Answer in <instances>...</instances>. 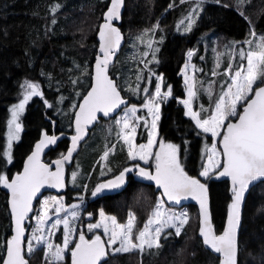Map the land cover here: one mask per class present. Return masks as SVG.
<instances>
[{
  "label": "trees",
  "instance_id": "16d2710c",
  "mask_svg": "<svg viewBox=\"0 0 264 264\" xmlns=\"http://www.w3.org/2000/svg\"><path fill=\"white\" fill-rule=\"evenodd\" d=\"M109 4L110 0H0V175L13 179L17 172H21L26 156L39 138L45 133L51 134L54 129L57 134L64 133L65 136L58 140L48 157L56 159L68 149L69 136L74 134V113L78 111L77 108L68 111V108L75 100L77 105L80 104L90 91L92 80L80 77L76 83H71L73 74L67 75L66 72L71 71L72 62L82 68L91 67L90 72L93 71L100 46L99 29L104 23ZM195 6L196 0H184L183 3L181 0H124V11L117 29L123 34L124 43L130 50L127 67L137 70H131V88L139 84L141 89L148 87L152 92L157 76H162L164 88L171 86L172 97L161 106L159 142L176 145L185 172L201 181L200 172L205 167L208 149L214 141L211 135L198 130L193 120L185 117L181 103L186 97L182 67L186 63L188 51L195 49L198 52L193 59L197 95L193 108L200 112L201 117H206L208 112L201 110V105L205 109L211 108L212 102L221 92V86L228 81L225 73L229 65L234 71L240 63H244L238 51L248 48L245 41L249 40L250 28L264 36V0H244L243 3L238 0H220L219 3L205 0L191 30L184 31L181 27L178 30L179 21L183 17L186 19ZM144 32L154 33L152 50L159 49L155 52V61L152 60V50L149 52L147 46L138 51L139 44H142L138 39ZM202 36L204 38L198 42ZM224 41L236 47L233 59L227 60L219 69L210 67V64L215 63L209 60L210 48L214 45V56L215 52H220ZM135 43L139 44L133 47ZM203 47L206 50L204 58H201ZM145 52L149 53L147 57L143 55ZM69 59L74 60L68 62ZM119 60L120 57L115 65ZM144 60L151 62L142 69ZM216 63H219L218 60ZM137 75L146 79L137 81ZM147 78H150V84ZM25 81L39 85L42 95L35 96L29 104L24 117L27 129L24 139L16 145L13 165L8 166L2 153L6 145L9 108L23 99ZM209 87L212 90L211 100ZM130 92V95L121 92L127 104L142 106L145 95L142 92ZM139 116L145 117L146 114L140 111ZM104 120L100 119L97 123ZM147 121V125L141 121L136 139L138 145L148 140L150 124L149 119ZM118 138L113 136L111 140L117 141ZM100 156L96 157L92 166ZM120 161L123 167L115 175L138 164L129 159L124 144ZM149 170L155 171L154 167ZM133 174L117 195L92 196V187L96 183H92V177L89 182L83 183L87 184L85 193L81 184V189L66 188L60 194L66 195V204L84 200L83 217L89 215L92 220H96L99 212L104 211L125 224L128 213L133 212L136 216V232L143 228L151 216L159 193L154 185ZM204 184L207 187L212 224L220 234L225 226L233 192L228 181L217 180L215 176L209 177ZM189 211L190 219L180 236L171 233L165 238L163 235L160 241L162 247L158 249L145 248L143 252L136 249L111 254L107 264H219V257L205 248L200 237L197 207L189 206ZM10 236L8 192L0 185V257L4 256L2 250ZM60 237L61 233L57 237L58 242L61 241ZM239 243V264H264V182L255 186L247 197ZM44 254L43 250L35 251L27 258L29 264H46ZM71 260L70 253L59 264H71Z\"/></svg>",
  "mask_w": 264,
  "mask_h": 264
},
{
  "label": "snow or ice",
  "instance_id": "6c2138e0",
  "mask_svg": "<svg viewBox=\"0 0 264 264\" xmlns=\"http://www.w3.org/2000/svg\"><path fill=\"white\" fill-rule=\"evenodd\" d=\"M184 0H181L183 3ZM219 3L220 0H215ZM243 3L244 0H238ZM204 0H196L195 8L191 9L186 17L188 23L184 26V31H190L195 23L199 11H202ZM123 0H111V6L104 15V23L99 29L100 46L99 51L102 57L96 58L95 76L90 91L83 97V102L74 105L78 111L74 113V123L76 135L72 136V147L66 155L54 161L56 170L52 171L50 166L40 160V154L43 148L48 144H54L57 140L55 135L49 136L45 133L44 138L36 144L35 151L28 157L24 166L23 173L9 179L7 175H0V185L9 189L11 192V214L15 222V234L7 240L4 245L5 255L0 257V264H29L25 258L24 252V228L23 222L28 214L33 211L32 201L39 190L47 185L60 189L64 186L63 164L69 161L73 151L77 147V142L85 134V127L96 122L98 114L103 117L111 116L121 105L127 104V101L121 96L119 85L108 74V65L111 62L115 52L119 49L121 42L120 31L113 26L112 21L120 18V9ZM55 23V21H53ZM184 24V21H181ZM158 27V25H157ZM179 30V26H178ZM250 36L255 37L256 33L250 30ZM247 49L240 48L238 55L241 61L238 67L233 71L231 65L226 70L228 81L221 86V92L212 102L210 109H205L201 105V110L207 111L206 117H201L199 111L193 110V99L197 93L194 91V77L187 75L189 65L185 64L184 83L187 87V99L181 100V103L187 109L186 114L195 122L197 128L204 133H209L213 137L210 155L208 156V165L203 168L200 175L207 178L210 172L221 169L217 175L230 177L232 182V203L229 205L227 227L223 233L216 235L212 229L209 214L207 211V187L198 179L189 176L180 163L178 157V148L171 143L155 140L157 135V121L160 119V104L172 95L171 86L162 91L163 78L157 76L154 93L149 91L148 87L141 89L139 84L135 88H130L134 94L143 93L145 100L142 107L147 109L148 115L152 117L151 131L148 133V142L146 144L136 145L134 143L135 134L140 121L147 125L145 117L139 116L138 106L132 105L123 110V114L116 119L115 124L119 126L117 135L124 140L128 146L129 159L141 160L145 164L150 159L155 160V171H149L139 165L134 167L138 169L136 173L139 177L154 181L157 188L161 189V197L156 201L151 216L148 218L142 229L134 232V221L136 216L133 212L128 213L126 224L118 223L115 217H108L103 211L100 212V222L88 224L89 231L103 229V239L101 235L95 234L92 238H86L83 232L79 233L78 242L69 249L71 237L75 229L71 227L67 216L60 217L59 213L64 208L62 198H52L51 203L55 205L57 218L51 224V229L57 228L63 224V244L53 245L51 242L43 241L36 232L44 230L52 217L49 215V200L43 202L42 210L36 215L38 227L33 232V239L38 243L46 244L44 259L46 264H59L64 259L66 251L71 252V264H107L109 253L129 252L139 249L141 252L152 248H161L160 238L164 235L167 238L171 233L166 229H174L175 235L179 236L181 230L188 223V214L186 212H174L165 207L166 203L179 204L182 199L192 197L198 200L201 209V227L200 236L203 238L205 246L214 253L219 254V264H237L239 250V227L241 219V203L245 192L256 182H264V36H260L257 41L249 39L245 41ZM147 47L152 50V41H149ZM158 48L152 50V60L155 61V52ZM148 52L143 55L148 56ZM193 53L189 51L188 57L191 59ZM151 61L144 60L147 64ZM158 62V61H157ZM194 67V66H193ZM151 71V70H149ZM155 75V73H153ZM213 75H216L213 72ZM137 81H144L146 78L137 75ZM76 83V81H73ZM147 83H151L147 78ZM23 87L25 92L23 99L12 108V120L10 126L15 124V131L10 127L8 150L2 153L8 163L11 162V141L13 136L21 129L17 122L19 114L24 111L25 105L33 96L42 95L39 85L25 81ZM210 100L212 99L211 87L208 89ZM159 98V101H157ZM242 102H244L242 104ZM47 103V101H45ZM238 105H242L243 111L238 112ZM51 107V105H48ZM235 117V121L230 120ZM18 138V137H17ZM216 138H219L220 148H217ZM154 146L158 147L157 152H153ZM138 149V150H137ZM108 155L107 151L104 156ZM222 158V159H221ZM133 167L123 169L114 179L101 183L96 186L91 195L96 196L104 189L119 188L125 182V174L133 172ZM76 173H73V181ZM167 198L166 201L164 198ZM81 199H83L81 197ZM79 205H72L70 212L71 218H78ZM110 221L111 223H107ZM118 247H113L114 245ZM28 254L34 252L31 242L27 244Z\"/></svg>",
  "mask_w": 264,
  "mask_h": 264
},
{
  "label": "rangeland",
  "instance_id": "374dc122",
  "mask_svg": "<svg viewBox=\"0 0 264 264\" xmlns=\"http://www.w3.org/2000/svg\"><path fill=\"white\" fill-rule=\"evenodd\" d=\"M204 2H205V0H204ZM193 8H195V7H193ZM193 8H191V9H193ZM198 17H196V20L198 19ZM182 20L184 21V24H181V21ZM187 23H188V21L183 17L179 21V25L178 26L181 27V28H184V26ZM250 29L252 31H254L253 28H250ZM204 36H202L198 40V42H200L204 38ZM216 36H218V35H216ZM260 36L261 35H259V34L256 33V36L255 37H252V36L249 35V38L250 39L253 38V41L255 42V41L258 40V38ZM121 37H122V39H121V42H120L119 49L115 53V61H114V63L110 67V75H111V78L112 79L115 77L114 80L119 85L121 92L124 95H130L131 92H130L129 89L132 87V84H133L131 70H132V68H133V72H137V70L134 67H127V60H128V55H129L130 50L127 49V45H126V43H124L125 40H124L123 34H121ZM227 39L228 40H232V38H227ZM153 40H154V33H152V32H144V35L138 39L139 43L141 42L143 45L142 44H139V43H135L132 46L134 47L136 44H139L138 51H140V50H142L143 48H145L147 46L148 41H152L153 42ZM214 43H216V42H214ZM198 44H201V43H198ZM122 45H123V47H122V50H121V46ZM201 45H203V44H201ZM213 46L210 48L209 60L211 62L214 61L215 63L210 64V67H217L219 69V68L222 67V65L227 60L233 59V56H234V54L236 52V47L234 45L231 46V42L228 43V44H225V41H224V44L221 45L222 47L220 49V52H215L214 53V56H212ZM194 50L195 49H193V51H191L193 53L191 59L193 58V56L195 54V51ZM205 50H206L205 47H203L202 52H201V55H202L201 58H204V54L203 53H204ZM150 51L151 50L149 49V52ZM196 54H198V52ZM119 57H120V60L115 65V62H116L117 59H119ZM188 59H189V57H188ZM191 59L187 62V64L189 65V67L187 69V75L189 77H194V67H193L194 65H193V62L191 61ZM72 60H74V59H69L68 62H70ZM204 60L206 61V59H204ZM217 60H218L219 63H216ZM244 63H246V61H244ZM70 66H72L71 67V71L70 72H66V74L67 75L73 74L71 83L73 81H76L77 78H80V77L81 78L82 77H85V78H88L89 77V80L92 79V73H93V71L90 72L91 67H83L82 68V67H80L79 64H77L75 62H72ZM75 67H77V69ZM144 67H145V64L142 63V67L141 68L144 69ZM147 67H148V64H147ZM184 72H185V66L182 67L181 75ZM182 77H183V80H184V75H182ZM184 87H185V90H186V98L185 99H187L188 98L187 97V87H186L185 83H184ZM165 89L166 88H164V86L162 84V91H164ZM154 91H155V88L152 90V93H154ZM37 96L41 97V95H37ZM34 97L35 96H33V97H31L29 99L28 103L25 105L24 111L19 114V117H18L17 122L20 124L21 129L12 138V141H11V149H10V154H11V158L12 159H11V162L10 163L7 162V165L8 166H12L13 165V161H14V150H15L16 145L19 144L24 139L23 138L24 137L23 136L24 135L23 133L26 132L27 129H26L25 123L22 122V118H23V116L26 115V112H27V109L29 107V104H30V102L32 101V99ZM170 98H171V96L167 97L164 100V102L160 104L159 116H160V112H161V106L164 103H167L170 100ZM194 100H195V97L193 99V105H194ZM126 101H127V99H126ZM157 101H159V98H157ZM82 102H83V98L81 99L80 104ZM18 103H15V104L11 105L10 108H9V116H8V124H7V134H6L5 151L8 150L10 127H11V130L13 132L15 131V124H12L10 126V121L12 120V108H13L14 105H16ZM243 103L244 102H242V104ZM74 105H77V101L76 100L74 101V103L72 104V106H70L68 108V111H72L73 109H75L73 107ZM132 105L133 104H126V106L124 107V109L126 107H130ZM138 108H139V111H138L137 114L139 115V112L141 110H143V112L146 114V116H145L146 119H149V124H150V128L148 130V133H149V131H151V121H152V117L150 115H148L147 109H144L142 106L141 107L138 106ZM183 108L185 110V117L191 119L190 116L186 114L187 109H185L184 105H183ZM242 109H243L242 108V105H238V108H237L238 112H241ZM61 110H63L62 107H61ZM77 110H78V108H77ZM123 110L121 111V113L117 117H115L116 119H119V117L123 114ZM229 119L230 120H235L236 118L235 117H230ZM159 121H160V119L156 122L157 123V135L155 137V140H156L157 144L159 143V136H158L159 135V133H158ZM93 126L88 131V133L86 134V137H85L84 142L82 143L80 149L78 150L75 158L70 163V165L72 167H69L68 165H66V170H67V184H66V188H77V189H81V184H82V186H84L83 189H82V190H84L83 193L86 192V185H83V183L85 181L89 182L90 179H91V177H92V183L96 182L93 185V187L91 186L92 187V191H93L94 188H95V186L98 185L101 181H103L104 179H109L111 177H114V175L121 170V168L123 167V164L121 163L120 159H121V155H122V152H123V144H124L125 150L127 151V154H128V146L124 143V140L117 135V132L119 131V126L115 124L114 119L100 121L94 127ZM138 127H137V130H138ZM197 129L200 130L199 128H197ZM73 131H74V134H71L69 136L70 140H71L72 136H74L76 134V131H75V123L74 122H73ZM207 134H209V133H207ZM64 136H65L64 133H59L58 134V140H61ZM113 136H118L119 137L118 139H121L120 141H122L123 144L120 143L118 140L117 141L116 140H111ZM136 137H137V131H136V134H135L134 143L136 145H138L136 143ZM147 142H148V140H147ZM147 142H145L143 144H146ZM216 143H217V148L219 149V147H218L219 138H216ZM158 150L159 149H158L157 146H154L153 149H152V151L154 153L157 152ZM106 151H107L108 155L105 157L104 154H105ZM99 155H101V156L99 157V159L97 160V162L95 163V165L92 166V164L95 161L96 157L99 156ZM209 155H210V152H209ZM45 161L48 162V163H50L52 161V159L49 158V157H46L45 158ZM135 161L138 163L137 165H139L140 167H143L145 169H148V170L150 169V167H154V165H155V160L154 159H150L148 164H145L141 160H135ZM207 165H208V159L206 160L205 166H207ZM134 169H135V172H134L133 175L136 176V177H139L136 174L138 172V169H136L135 167H134ZM154 170H155V168H154ZM220 170L221 169H216L215 171L210 172L209 177L216 176L217 173ZM73 173H76V178H75L74 181L72 179ZM18 174H20V171L17 172L13 176V179ZM200 177H201V181L200 182L203 183V184L209 178V177L205 178V177H203L201 175H200ZM5 189L7 190V188H5ZM160 197H161V195L159 196V198ZM52 198H62V203L64 205V208L59 213V216L60 217L67 216L69 218V220H70L71 227H73L75 229V232H74L73 236L71 237V243L69 244V249H71L74 246V244L76 242H78V236H79V233L81 231H83L88 238H92L93 235L99 234V235L103 236L105 238V240H107V237L104 236V233H103V229L102 228L95 229L94 231H89V229L87 227L88 224H90V223L95 224V223H99L100 222V219H101L100 212L101 211L99 212L98 217H97L96 220H92V217L89 216V215H86V216L83 217V215H84V207H85L84 206V200L72 202L70 204H66V195H64V194H51L50 193V194H46L36 204V206L34 208V214H33V216L27 222L28 235H27V239H26V248H25V258L26 259L28 257L32 256L33 253L35 251H37V250H43L44 252L46 251V244L38 243L37 240L33 239V232L38 227V221L36 220V215L42 210L43 202L45 200H49L50 201V203L48 205V208L50 209L49 215L52 217V219H49L47 221V224L44 225V230L41 231V232H36V235L39 236V237H41L43 241L51 242L53 245H62L63 244V230H64L63 224L58 225L57 228H55V229H51V227H50L51 224L54 222V220L57 218V215L55 213V205H53L51 203ZM72 205H79V208L77 209V211L79 212V216H78V218H76L74 220L70 216V212L72 210ZM165 207L170 208L174 212H186L188 214V221H189V219H190L189 207L175 208V207H172L171 205H169L168 203H166ZM105 215L108 216V217H114L113 215H110V214H107V213H105ZM127 219H128V217H127ZM116 220H117V218H116ZM117 222H118V220H117ZM107 223L110 224L111 222L110 221H107ZM126 223H127V221H126ZM187 224L184 225V227L182 228L181 234L185 231V228H186ZM135 228H136V219L134 221V231H135ZM165 231L168 232V233L170 232L173 235H175L174 229H170L169 228V229H166ZM60 233H61V237H60L61 238V241L58 242L57 241V237H58V235ZM162 237H163V235L161 236V238ZM176 237H178V236H176ZM161 238H160V241H161ZM9 239H11V236H10ZM29 242H31V244L33 245V248H34V252L32 254H28V252H27V244ZM118 246L119 245L117 244V245H114L113 247H118ZM145 248H147V247H145ZM134 250H136V249H134ZM2 251L4 253V247H3V250ZM70 253H71L70 251H66L63 254L64 255V259L63 260H65L66 256L68 254H70ZM123 253H125V252H123Z\"/></svg>",
  "mask_w": 264,
  "mask_h": 264
},
{
  "label": "water",
  "instance_id": "95a60500",
  "mask_svg": "<svg viewBox=\"0 0 264 264\" xmlns=\"http://www.w3.org/2000/svg\"><path fill=\"white\" fill-rule=\"evenodd\" d=\"M111 6V0H110V4H109V7ZM123 11H124V0H123V4H122V6H121V9H120V18L119 19H114L113 21H112V24H113V26L114 27H116L117 28V25L120 23V21H121V17H122V14H123ZM105 22V21H104ZM117 52V51H116ZM115 52V53H116ZM98 56H100V57H102L103 56V54L102 53H100V51H99V49H98V54H97V57ZM114 60H115V55L112 57V59H111V62L109 63V65H108V74L110 75V67H111V65L114 63ZM95 65H96V62H95ZM95 65H94V68H93V73H92V83H91V85L93 84V77L95 76V71H96V69H95ZM111 77V76H110ZM121 96L125 99V97H124V95L121 93ZM126 100V99H125ZM126 105V104H125ZM125 105H121L118 109H116V111L111 115V116H109V117H103L101 114H98V119L97 120H99V119H106V120H109V119H112L113 117H116L117 115H119L120 114V112L122 111V109H123V107L125 106ZM95 123V122H94ZM94 123H92L91 125H88V126H86L85 127V134L83 135V137L77 142V147H76V149L73 151V153H72V157H71V159L69 160V161H64V164H63V175H64V186L62 187V188H60V189H57V188H54V187H49V186H47V185H45V186H43L40 190H39V192L36 194V196L33 198V201H32V208H33V211L32 212H30L29 214H28V217L24 220V222H23V228H24V236H23V240H24V247L26 248V239H27V235H28V231H27V222H28V220L33 216V214H34V207H35V205H36V203L37 202H39L46 194H59L60 192H62L63 190H64V188L66 187V170H65V164H69V163H71L72 162V160L74 159V157L76 156V154H77V152H78V149L80 148V146L82 145V142L84 141V138H85V136H86V134H87V132H88V130H89V128L94 124ZM45 135V134H44ZM44 135H42L41 137H40V139L35 143V145H34V147H33V150H32V152L25 158V160H24V163H23V168H22V171L20 172V174L21 173H23V170H24V166H25V164H26V162H27V160H28V157L35 151V146H36V144L37 143H39L43 138H44ZM47 135H49V136H52V135H55L56 137H57V132H56V130L54 129L53 131H52V133L51 134H47ZM76 135V134H75ZM57 143V140H56V142L54 143V144H48V145H46L44 148H43V150H42V152H41V154H40V160H41V162L42 163H44V164H47V165H49L50 166V169L52 170V171H55L56 170V165H55V163H54V161H56V160H58V159H60V158H57V159H55V160H53L51 163H47L46 161H45V158H46V156L51 152V150L53 149V146L55 145ZM72 147V140H70V145H69V147H68V149L64 152V154L63 155H66L67 154V152H68V150L70 149ZM130 174L131 173H126L125 174V182H124V184H122L119 188H115V189H104L102 192H100V193H98L97 195L98 196H111V195H117V194H119L124 188H125V186L128 184V182H129V176H130ZM115 178V177H114ZM114 178H112V179H114ZM217 180H221V181H228L229 183H230V186H231V189H232V182H231V179H230V177H225V176H216L215 177ZM112 179H108V180H106V181H104V182H102V183H106L107 181H109V180H112ZM146 180V179H145ZM146 181H148V182H150L152 185H154L155 186V188L157 189V191L161 194V189H159V188H157V186L155 185V182L154 181H149V180H146ZM261 182H256V183H254L253 185H251L250 187H249V189L245 192V194H244V199H243V201H242V203H241V219H240V227H239V234H238V239H239V237H240V232H241V228H242V221H243V216H244V209H245V204H246V201H247V197H248V195L250 194V192L253 190V188L255 187V186H257L258 184H260ZM101 184V183H100ZM96 188V187H95ZM7 192H8V210H9V215H10V219H11V237L15 234V232H14V229H15V222H14V219H13V217H12V214H11V192H10V190L9 189H7ZM165 200L167 199L166 197L164 198ZM170 205H172V206H174V207H176V208H183V207H187V206H195V207H197V209H198V211H199V215H200V221H201V209H200V204H199V202H198V200H196V199H193L192 197H188L187 199H182L181 200V202L179 203V204H173V203H169ZM207 211H208V214H209V219H210V223H211V226H212V229H213V231H214V233L216 234V235H218L217 233H216V231H215V229H214V227H213V224H212V218H211V213H210V209H209V198H208V195H207ZM227 220H228V216H227V219H226V222H225V226H224V229L227 227ZM200 227H201V223H200ZM224 229H223V231H224ZM223 231H222V233H223ZM84 233V232H83ZM221 233V234H222ZM85 234V233H84ZM220 235V234H219ZM86 236V235H85ZM103 239H104V237L103 236H101ZM87 238V237H86ZM202 238V237H201ZM202 241H203V238H202ZM206 248H207V250L208 251H210L211 253H213V254H215V255H219V254H217V253H214L210 248H208L207 246H205ZM239 253H240V244H239V250H238V256H237V264H239ZM5 255V254H4ZM24 255H25V252H24ZM109 259H110V253H109V255H108V257H107V262L109 261ZM72 261V260H71ZM102 264H104V261H102Z\"/></svg>",
  "mask_w": 264,
  "mask_h": 264
},
{
  "label": "flooded vegetation",
  "instance_id": "af4514ba",
  "mask_svg": "<svg viewBox=\"0 0 264 264\" xmlns=\"http://www.w3.org/2000/svg\"><path fill=\"white\" fill-rule=\"evenodd\" d=\"M24 117H25V116H23V118H22V122H24ZM28 155H29V154H28ZM28 155H27V156H28ZM27 156H26V157H27ZM68 166L70 167L71 165L68 164ZM133 169H134V167H133ZM134 172H135V169L133 170V172H131V174H133Z\"/></svg>",
  "mask_w": 264,
  "mask_h": 264
}]
</instances>
